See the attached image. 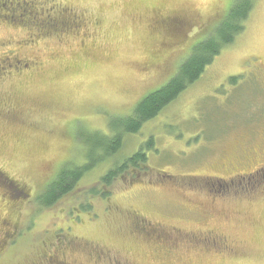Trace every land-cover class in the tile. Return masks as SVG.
<instances>
[{
    "label": "rangeland",
    "instance_id": "1",
    "mask_svg": "<svg viewBox=\"0 0 264 264\" xmlns=\"http://www.w3.org/2000/svg\"><path fill=\"white\" fill-rule=\"evenodd\" d=\"M32 1L52 27L20 19V0L0 9V264H264V0L50 208L36 197L85 163V138L167 84L232 0ZM149 140L145 165L101 184Z\"/></svg>",
    "mask_w": 264,
    "mask_h": 264
},
{
    "label": "trees",
    "instance_id": "2",
    "mask_svg": "<svg viewBox=\"0 0 264 264\" xmlns=\"http://www.w3.org/2000/svg\"><path fill=\"white\" fill-rule=\"evenodd\" d=\"M254 0H232L220 18L216 19L211 32L200 40L193 43L186 59L179 64L178 70L168 83L150 92L141 99L133 111L125 117H114L108 121L107 134L93 132L86 140V160L81 166H65L57 174V177L37 196V203L44 208H50L63 196L69 194L83 176L95 166L105 163L114 158L124 144L126 136L136 135L143 125L155 119L159 113L167 108L173 101L185 92L192 84L198 81L206 67L212 64L220 52L233 44L234 40L242 33L245 21L252 13ZM2 0L0 1V9ZM18 17H27L31 21H25L30 27L45 25L52 27V24L35 20L38 11L34 9L33 1L20 0L16 7ZM50 17V16H49ZM34 19V20H32ZM21 21V20H20ZM43 25V26H42ZM34 29V28H33ZM237 78L229 82L233 86ZM152 140H149L137 153L127 157L124 163L110 170L100 180L104 186L111 185V182L121 173H127L130 169H139L145 165L147 160L144 152L152 148ZM2 178L0 177V180ZM91 194H95L93 191Z\"/></svg>",
    "mask_w": 264,
    "mask_h": 264
},
{
    "label": "flooded vegetation",
    "instance_id": "3",
    "mask_svg": "<svg viewBox=\"0 0 264 264\" xmlns=\"http://www.w3.org/2000/svg\"><path fill=\"white\" fill-rule=\"evenodd\" d=\"M25 67H28V65H26ZM210 234V238H212V239H214V243H213V245H214V247H216V249H218L219 248V244H220V241H221V244L222 243H224V242H226V240L225 239H223L222 237H220V236H217L214 232H209ZM212 236V237H211ZM215 240L219 243V244H217L216 245V242H215ZM199 242V241H198ZM223 245V244H222ZM224 248V247H223Z\"/></svg>",
    "mask_w": 264,
    "mask_h": 264
}]
</instances>
